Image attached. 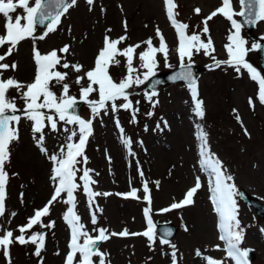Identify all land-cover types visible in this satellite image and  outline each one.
<instances>
[{
	"label": "rangeland",
	"instance_id": "1",
	"mask_svg": "<svg viewBox=\"0 0 264 264\" xmlns=\"http://www.w3.org/2000/svg\"><path fill=\"white\" fill-rule=\"evenodd\" d=\"M174 2L178 6L175 9L178 13L176 19L189 25V34L199 31L203 27L202 20L221 4V0ZM232 4L236 12L241 10L238 0H232ZM197 7L201 9L200 14L194 12ZM16 14H22V10L12 15ZM234 19L240 22V16H234ZM4 23V19L0 17V34H4ZM157 27L169 46V63L172 67L166 68L162 56L158 55L159 67L156 72L179 67L175 52L176 34L167 19L163 0H94L92 6H89L86 0H78L77 6L62 17L58 30L42 41L37 40L36 47L41 53H47L52 49H60L65 44L70 45L72 54L67 55L68 61L79 62L85 69H89L93 67L95 56L103 46L105 35L113 39L127 35L128 39L119 47L134 45L149 37H153V44L158 46L159 41L155 36ZM208 27L214 41L213 55L218 60L227 59L224 45L228 42L230 21L217 15L208 21ZM107 29L112 31L109 33ZM43 31L37 29L36 35H41ZM241 36L248 41L247 46L250 48L264 37V21L256 24L252 34L242 26ZM144 48L146 45H142L137 52ZM32 49L31 39L18 45V51L4 61L9 64L17 62L18 70L5 71L4 78L14 77L24 83L32 81ZM4 50L0 49V54ZM118 58L121 65L109 68L110 75L117 82L125 72L124 58ZM246 59L264 75L256 50L249 51ZM138 63V59L134 60V64ZM192 64L203 68L197 86L198 98L204 102L205 116L200 118L195 114L191 92L184 84L160 88L153 97V101H158L155 107L145 98L144 93L151 92L146 83L129 89L132 109L120 108L114 114L109 109L108 115L101 113L93 119V134L85 148L88 163L78 165L94 170L91 173L97 181L92 185L94 191L112 195L96 197L90 210L82 188L75 193L76 210L91 235L98 233L92 231L94 226L91 224L90 211L96 212V227H104L117 233L125 228L129 232H142L147 227L143 209L148 205L142 198L139 166L144 172V180L149 184L152 198L151 216L154 223L157 225L170 222L178 228V234L170 240L177 246L178 264H206L203 259L196 257L197 249H200L203 255L214 259H222L225 256L223 251L214 249L217 244L223 248V243L218 240V217L213 212L209 199V183L213 178L209 171L201 170L200 165L202 142L198 139V133L201 129L207 134L209 153L215 154V157L222 161L228 173L233 176L236 187L255 196L264 207V106L258 102V84L252 81L243 69L239 75L224 65L211 69L209 66L213 64L212 59L202 52L193 56ZM60 70L69 71V82L75 79L71 70ZM53 91L59 95L58 87ZM70 94L79 99L78 86L72 84ZM8 96L17 97V107L23 108V101L18 98L15 89L9 90ZM249 97L254 98V110L249 107ZM97 98L95 93L90 97ZM137 101L139 103H136ZM123 102L119 100L117 104ZM233 109L237 112L233 113ZM236 115L240 116L250 136L244 134ZM80 116L84 119L91 117L89 105L82 109ZM116 119L119 120L120 127H117ZM58 127L62 129L63 125ZM67 135L63 130L52 132L45 129L44 146L48 153H58L60 147L67 142ZM122 139H128L130 144L126 147ZM51 167V161L39 151L33 141L30 123L22 119L19 125V141L12 144L10 162L6 165L10 175L6 187V215L0 217V234L5 230H13L14 235H19L18 226L24 225L35 209L42 208L47 203L54 190V184L50 180ZM14 173L16 175H12ZM80 175L82 172L77 173V177ZM197 176L200 177L202 187L194 197V205L160 214V209L184 197L186 191L194 186ZM130 181L131 187L140 189V199H125L115 195L129 192ZM156 181L160 182L159 188L155 184ZM77 183L82 184L79 179ZM63 198H66V194ZM236 199L239 205V219L246 229L241 247L251 248L255 252V259L251 264H264V235L260 232V228H264V219L239 195ZM67 207L62 202L55 203L51 208L50 217L44 218L45 223L49 219L55 221L53 229H41L39 226L33 229L47 233L45 250L42 252L43 264H64L70 239L69 228L62 219ZM12 212L16 213L14 217L10 215ZM185 226L188 231L184 230ZM159 239L157 236L156 243L150 250L145 237L117 236L100 243L99 249L108 254L106 264H171L169 254L172 250L168 245H161ZM57 250L60 255H55ZM33 252L34 246L30 244L11 246L12 264H39V258L32 255ZM98 259L93 257L94 264H98ZM0 264H6L2 254ZM228 264L232 262L228 261Z\"/></svg>",
	"mask_w": 264,
	"mask_h": 264
},
{
	"label": "snow or ice",
	"instance_id": "2",
	"mask_svg": "<svg viewBox=\"0 0 264 264\" xmlns=\"http://www.w3.org/2000/svg\"><path fill=\"white\" fill-rule=\"evenodd\" d=\"M163 2L167 19L175 30L177 39L175 52L181 69L171 79L187 83L194 101L195 114L200 118L205 116L204 102L198 98L197 78L192 71V58L201 52L212 59L213 64L209 66L211 69L224 65L232 68L238 75L242 69L246 70L250 79L258 84V102L264 106V75L246 59L248 52L260 49L261 44L254 43L249 48L248 41L241 36L242 24L234 19V16L244 17L245 23L248 24L264 21V0H238L241 9L239 12L235 11L232 0H221L220 6L202 20L203 27L191 34L187 31L189 25L176 19L178 13L175 9L178 6L174 0H163ZM77 3L78 0H0V17L5 21L4 34H0V49H5L0 54V217L6 215V187L10 175L6 170V165L10 162L12 144L19 141V125L22 119L30 123L35 145L51 161L50 180L54 184V190L47 203L42 208L35 209L33 215L27 218L24 225L18 226L19 235H14L13 230H5L0 234V254L5 258L6 264H12L10 249L15 244L33 245L32 255L39 258V264H43L42 252L45 250L47 233L33 231V229L37 226L48 230L55 227L54 220L49 219L45 223L44 218L50 217L52 206L59 202L68 206L62 219L70 230L64 264H94L93 257L99 258L98 264H106L108 254L100 251L99 244L111 237H145L149 242L150 250L157 240L156 224L151 216L150 188L148 182L144 180V172L139 166L138 175L142 180V198L148 205L143 209L147 227L142 232H129L125 228L117 233L110 232L104 227H96L98 224L96 212L90 211L91 224L94 226L92 231L98 233L95 236L91 235L84 223L81 222V217L76 210L77 197L75 193L82 188L90 210L93 208L96 197L112 195L108 192L94 191L92 185L97 183L91 175L94 170L78 167V165H87L88 163L85 148L89 137L93 134V119L100 116L101 113L108 115L109 109L113 114L120 108L132 109L129 89L144 85L156 76V69L159 67L158 55L162 56L166 68L172 67L169 63V46L163 33L157 27L155 36L159 41L158 46L153 44V37H149L137 44L119 47L128 39L127 35H121L115 39L105 35L103 46L95 56L93 67L89 69H85L84 65L79 62L68 61L67 55L72 54L70 45L65 44L60 49L41 53L36 47V41H42L50 33L56 32L61 25L62 17L68 14L71 8L77 6ZM86 3L92 6L94 0H86ZM18 10H22V14L13 16L12 14L18 13ZM194 12L200 14L201 9L197 7ZM217 15L223 16L231 23V30L227 36L228 42L224 45L227 54L225 60H218L213 55L215 52L214 41L208 27V21ZM38 26H42L44 29L39 36L36 35ZM124 30L126 33V22ZM111 31L112 29H107V32ZM27 39L33 41L34 76L32 81L24 83L14 77L4 78L5 71L18 70L17 62L13 61L9 64L4 61L11 57L15 51H18V45ZM142 45H146V48L137 52V49H141ZM5 46L7 47L5 48ZM118 57H123L125 61V72L119 82L114 80L109 72L110 66L121 65V60ZM137 59L139 63L134 64V60ZM60 69L71 70L75 74V79L69 82V71ZM159 83L158 80L154 81L152 88L154 89L155 85ZM72 84L79 88V99L70 94ZM57 87L59 95L53 91ZM11 89H15L18 98L23 101V108L17 107V97L8 96ZM94 93L98 98L90 99ZM144 95L155 107L158 101H153V97L157 95V92L146 91ZM119 100L124 102L117 104ZM79 102L89 105L91 112L89 119L82 118L76 112ZM248 104L251 109H255L253 97L248 98ZM134 111H138V109H134ZM236 112L237 110L233 109V113ZM236 120L241 124L244 134L250 136L239 115H236ZM115 122L117 127H120L119 120L116 119ZM60 124L63 125L62 129L58 127ZM165 126L167 125L165 124ZM45 129L52 132L63 130L68 133L67 142L60 147L58 153L49 154L44 146ZM120 130L123 132L122 128ZM77 137L78 139H74ZM198 139L202 142L200 147L201 170L209 171L213 178L209 183V199L213 206V212L218 217V240L223 243V248L217 244L214 249L223 251L225 256L222 259H214L203 255L200 249L195 251V255L203 259L206 264H228V261H231L232 264H249L250 253L253 250L241 247L245 240L246 229L239 219V205L236 199L240 195L239 189L222 161L216 158L215 154L209 153L207 134L203 129L198 133ZM122 142L126 147L130 144L128 139H122ZM78 172H82L79 177H77ZM77 179L82 184L77 183ZM159 183V181L155 182L157 188H159ZM201 187L200 177L197 176L194 186L186 191L180 201L174 200L168 207L160 209L159 213H168L194 205V197ZM139 191L140 189L131 187L130 181L129 192L116 193L115 195L125 199H140ZM65 194L66 198H63ZM10 215L14 217L16 213L12 212ZM184 230L188 231V228L185 226ZM260 232L264 235V228H260ZM171 235L170 228H163L159 243L171 248L172 251L169 254L171 264H178L177 246L167 239ZM55 255H60V252L57 250Z\"/></svg>",
	"mask_w": 264,
	"mask_h": 264
},
{
	"label": "water",
	"instance_id": "3",
	"mask_svg": "<svg viewBox=\"0 0 264 264\" xmlns=\"http://www.w3.org/2000/svg\"><path fill=\"white\" fill-rule=\"evenodd\" d=\"M241 23L247 28V30L252 33L253 30H254V27H255V24H248V23H245V18L244 17H241ZM39 28H43L42 26H38ZM261 44V48L258 49V52H259V56H260V59L263 63V70H264V40H261L259 42ZM181 69L180 67L177 68V69H174V70H171L169 72H166V73H161V74H156L155 77H153L150 81H148V86L151 90H154V91H158L159 87L160 86H165V85H168V84H176V83H179V82H184L186 83L185 81H181V80H173L171 79V77L176 74L177 72H179ZM192 71L195 75L196 78H198V76L200 75L201 73V69L198 68V67H195L192 65ZM160 81L159 84H156L155 85V88L153 89L152 88V84L154 83V81ZM187 84V83H186ZM82 104H84V102H79L77 107H76V112L79 114L80 113V107L82 106ZM19 114V113H18ZM244 197H246V195L244 194ZM255 201L253 202L255 205L257 204V200L254 199ZM258 212L260 213V215L264 216V208L263 207H259L258 208ZM170 228L172 230V235L167 237V239L171 240L178 232L177 228L173 225V224H170V223H165V224H159L157 226V233L159 234V236L162 237V230L163 228ZM250 258H254V253L251 252L250 253Z\"/></svg>",
	"mask_w": 264,
	"mask_h": 264
},
{
	"label": "bare ground",
	"instance_id": "4",
	"mask_svg": "<svg viewBox=\"0 0 264 264\" xmlns=\"http://www.w3.org/2000/svg\"><path fill=\"white\" fill-rule=\"evenodd\" d=\"M203 1L208 2V1H211V0H203ZM207 230H209V228ZM208 234H210V233H208Z\"/></svg>",
	"mask_w": 264,
	"mask_h": 264
}]
</instances>
